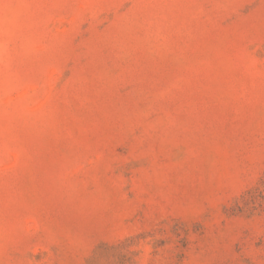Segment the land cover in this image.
<instances>
[{"label":"rangeland","instance_id":"obj_1","mask_svg":"<svg viewBox=\"0 0 264 264\" xmlns=\"http://www.w3.org/2000/svg\"><path fill=\"white\" fill-rule=\"evenodd\" d=\"M0 264H264V0H0Z\"/></svg>","mask_w":264,"mask_h":264}]
</instances>
